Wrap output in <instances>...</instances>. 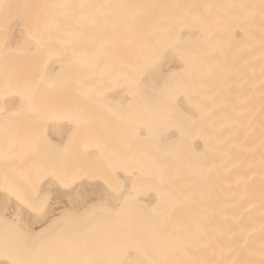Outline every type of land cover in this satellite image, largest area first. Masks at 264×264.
Here are the masks:
<instances>
[{
  "label": "bare ground",
  "instance_id": "6f19581e",
  "mask_svg": "<svg viewBox=\"0 0 264 264\" xmlns=\"http://www.w3.org/2000/svg\"><path fill=\"white\" fill-rule=\"evenodd\" d=\"M0 264H264V0H0Z\"/></svg>",
  "mask_w": 264,
  "mask_h": 264
}]
</instances>
